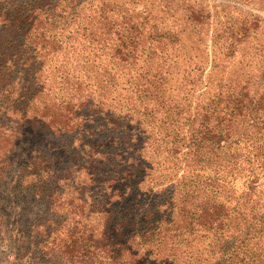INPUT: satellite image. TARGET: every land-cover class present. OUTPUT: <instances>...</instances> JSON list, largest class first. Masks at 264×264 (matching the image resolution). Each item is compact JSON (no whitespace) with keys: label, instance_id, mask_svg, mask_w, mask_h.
<instances>
[{"label":"rangeland","instance_id":"374dc122","mask_svg":"<svg viewBox=\"0 0 264 264\" xmlns=\"http://www.w3.org/2000/svg\"><path fill=\"white\" fill-rule=\"evenodd\" d=\"M68 4L66 24L45 29L60 48L28 106L20 74H0V264H264V176L249 188L246 169L184 166L171 141L178 128L182 134L205 118L225 137L221 96L230 82L254 80L264 93V0ZM7 64L0 60V71ZM246 106L243 113L253 105ZM84 107L132 132L145 128L135 136L143 145L136 152L149 163L139 187L160 198L161 216L157 228L129 234L124 244L102 234L103 184L69 151L82 144L84 124L93 125L88 138L105 132L100 119L70 127ZM40 116L52 122L41 124ZM107 133L102 147L111 144ZM233 133L252 135L246 116ZM245 148L233 144L221 155ZM39 170L50 181L37 193Z\"/></svg>","mask_w":264,"mask_h":264},{"label":"trees","instance_id":"16d2710c","mask_svg":"<svg viewBox=\"0 0 264 264\" xmlns=\"http://www.w3.org/2000/svg\"><path fill=\"white\" fill-rule=\"evenodd\" d=\"M68 9L70 10L68 0H0V60L8 62L0 74L1 72V75L5 72L20 74L23 90L21 100H28L27 106L40 88H37L38 79L46 61L55 58L60 48V42L54 35L45 36V29L55 24L65 25L64 18ZM239 31L242 38L249 36L248 27L242 26ZM261 69L263 74L258 73V75L264 77V64ZM230 84L231 91L228 90L227 94L221 96L223 102H226L227 110L226 117L224 115L225 137H221V129L218 125L209 126L204 123L208 120L205 118L200 126L195 128L189 125L182 134L179 128H176L171 140L172 150L184 156L181 157L184 166L192 165L210 171L214 170L213 167L216 170H226L229 166L231 170L246 169L248 173L245 183H248L250 188L251 185H258L260 178L264 176V152H259L257 149L259 143L264 145V93L257 92L260 86L254 80L244 83L238 81L234 84L230 82ZM249 103H252V108L243 113L241 109H245ZM84 108L81 117L78 112L75 113V122H72L70 127L80 126L81 122L86 120L96 123L100 119L103 122L99 127H103L105 132L102 133L101 140L88 138V129H92L93 125L84 124L82 144L77 149L69 145L71 147L69 151L80 156L83 160L82 168L93 181H98L97 185L103 184L100 187L102 191L100 209L104 215L102 234L110 236L114 244H124L129 234H139L157 228L161 216L160 198H156L152 191L142 192L139 187L142 176L149 169V163H145L141 153L136 152L142 150L143 145L141 140L137 145L135 136L137 133L144 134L145 128L139 129L136 126L132 132L131 127L125 122L118 123L108 118V115L105 118H97L93 114L96 110ZM22 113L25 114L24 111ZM245 116L248 125L251 126L252 135L234 134L239 125V118L243 120ZM42 118H38L41 124L52 122L50 118ZM112 130H115L114 133ZM107 132L112 134V138L108 139L111 144L102 147ZM239 143L248 147L244 150L246 153L231 158L221 155L223 149ZM48 173H45V179L42 170L34 173L36 182L40 184L37 193L47 189L49 184L47 182L50 181ZM135 176L138 180H135ZM94 177L99 180H95ZM108 188L110 192L103 191ZM127 263L144 264L146 260L139 258Z\"/></svg>","mask_w":264,"mask_h":264}]
</instances>
